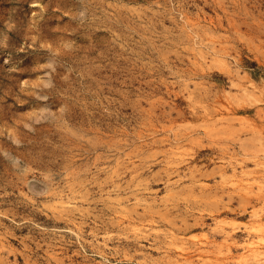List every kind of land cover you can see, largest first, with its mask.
<instances>
[{
	"label": "rangeland",
	"instance_id": "374dc122",
	"mask_svg": "<svg viewBox=\"0 0 264 264\" xmlns=\"http://www.w3.org/2000/svg\"><path fill=\"white\" fill-rule=\"evenodd\" d=\"M0 264H264V0H0Z\"/></svg>",
	"mask_w": 264,
	"mask_h": 264
}]
</instances>
